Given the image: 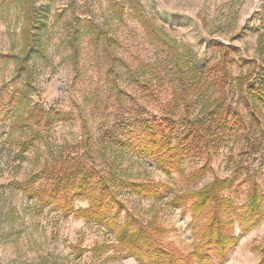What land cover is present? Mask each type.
Listing matches in <instances>:
<instances>
[{
	"label": "rangeland",
	"instance_id": "1",
	"mask_svg": "<svg viewBox=\"0 0 264 264\" xmlns=\"http://www.w3.org/2000/svg\"><path fill=\"white\" fill-rule=\"evenodd\" d=\"M119 2L125 7L122 18L106 0H32L39 16L48 13L49 25L42 35L40 55L30 61L22 52V11L0 3V91L26 96L27 106L65 114L60 123L26 129L0 122V264H139L115 250L95 254L97 246L117 244L115 238L95 224L65 217L51 207L40 210L37 196L31 198L16 188L27 180L35 190L47 188L52 174L79 164L109 178L153 180L168 188L164 198L156 200L118 190L126 210L144 226L156 218L167 231L159 239L162 246L184 253L191 251L192 217L169 206L175 192L198 190L214 178L232 177L237 169L239 182L251 174L264 191V109L256 124L248 107L250 90L264 87V0ZM136 11L177 42L203 76L199 88L187 94L165 66L143 74V67L156 64L157 55ZM84 17L102 33L101 41L85 31L78 40L69 38L71 24ZM214 43L229 49L232 85L221 81L224 72L217 66L222 53ZM224 94L242 132L249 128L250 140L263 146L254 149L259 153L247 152V141L234 138L211 157L214 172L197 185L189 186L176 173L165 175L149 158L133 155L106 135L116 132L119 122L136 118L163 122L188 117L196 126H206L209 111ZM213 100L211 108L206 106ZM206 161L207 155L187 159L185 175ZM248 192L245 185L238 195H228L241 206ZM76 207L88 208L89 203L78 201ZM235 234H240L238 226ZM263 243L264 222L229 252L227 264H258L260 257L252 249Z\"/></svg>",
	"mask_w": 264,
	"mask_h": 264
},
{
	"label": "trees",
	"instance_id": "2",
	"mask_svg": "<svg viewBox=\"0 0 264 264\" xmlns=\"http://www.w3.org/2000/svg\"><path fill=\"white\" fill-rule=\"evenodd\" d=\"M106 1L111 4L118 18L124 16L123 3L119 0ZM0 3L15 6L22 11L25 22L21 31L22 52L25 60L30 61L39 56L42 35L49 25L48 13L42 12L44 16H39L32 6V0H0ZM136 15L157 55L156 64L143 67V74L147 70L165 66V69L176 74L187 94L192 89L199 88L203 83V76L198 74V69L180 51L177 42L163 28L150 23L142 12L136 11ZM84 31L94 34L97 41L102 40V33L87 17L78 18L71 24L69 38L78 40ZM213 46L222 53V60L217 66L224 72L221 81L224 80V85H232V77L227 68V62H231L228 59L229 49L219 43H214ZM4 57L9 59L12 56ZM121 63L129 68L125 62ZM237 79L241 83V78ZM226 99L224 94L216 100L213 111H209L206 126H196L188 117L179 120L171 118L163 122L136 118L119 122L116 132H108L106 135L133 155L149 158L165 175L176 173L189 186H194L213 174L211 157L234 138L247 141V152L259 153L254 149L258 145L263 146L262 142L255 144V140H250L252 130L248 128L247 133L242 132L244 128L234 109L226 105ZM214 102L215 100L208 101L206 106L211 108ZM25 103L26 96L0 91V122L17 123V128L26 129L32 125L50 126L60 123L65 117L61 112L45 111L39 106L30 107ZM248 107L252 123L258 124V114L264 109V87H253L250 90ZM202 110L207 111L208 107ZM250 128L252 129L251 126ZM262 138L264 141V131ZM203 155H207L206 163L186 176L185 161ZM43 173L49 172L44 170ZM49 179L50 186L47 188L35 190L30 180L18 184L16 188L25 191L31 198L37 196L40 210L51 207L65 217L72 215L95 224L115 238L117 244L97 246L93 250L95 254L115 250L124 258H135L139 264H227L229 252L243 237L264 222V191L251 174L239 182V169L232 177L214 178L198 190L187 188L175 192L170 198L169 206L172 209H181L183 215L190 214L192 217L189 228L193 241L189 253L162 246L159 239L167 231L157 223L156 218H152L144 226L140 219L126 210L121 200L122 192L118 190L120 187L142 199L156 200L164 198V190H168L163 184L153 180L131 181L121 176L109 178L85 164L52 174ZM38 180L35 178V181ZM245 185H249L246 202L238 206L228 194L238 195ZM78 201H87L89 207L77 208ZM236 226L240 230L239 235L235 234ZM252 251L260 257L258 264H264V243L254 247Z\"/></svg>",
	"mask_w": 264,
	"mask_h": 264
}]
</instances>
